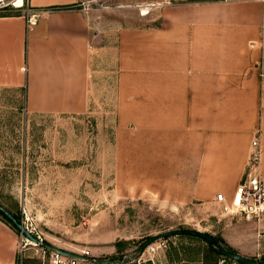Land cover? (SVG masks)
<instances>
[{
	"label": "crops",
	"instance_id": "0c3cea01",
	"mask_svg": "<svg viewBox=\"0 0 264 264\" xmlns=\"http://www.w3.org/2000/svg\"><path fill=\"white\" fill-rule=\"evenodd\" d=\"M26 1L31 28L20 8L0 16V86L23 87L28 110L81 112L115 87L117 121L143 144L130 177L170 204L230 198L254 140L264 179V0H180L126 27L88 0ZM15 238L0 219V264Z\"/></svg>",
	"mask_w": 264,
	"mask_h": 264
},
{
	"label": "rangeland",
	"instance_id": "374dc122",
	"mask_svg": "<svg viewBox=\"0 0 264 264\" xmlns=\"http://www.w3.org/2000/svg\"><path fill=\"white\" fill-rule=\"evenodd\" d=\"M88 1L89 7H104L106 19L118 18L126 27L155 25L161 7L180 0ZM8 2L0 0V14L13 13ZM28 8L24 0L22 14ZM92 92L84 111L34 112L26 107L23 87L0 86L3 207L42 242L73 253L118 258L147 249L156 264L157 259L162 264H238L215 251L224 248L264 260V218L225 214L214 202L174 205L145 196L142 176L130 177L134 159L128 155L143 144L134 141L132 127L117 121L115 87L101 81ZM183 228L207 233L212 243L180 233L152 238ZM12 229L15 263L42 264L37 256L44 247Z\"/></svg>",
	"mask_w": 264,
	"mask_h": 264
},
{
	"label": "built area",
	"instance_id": "2783aa9c",
	"mask_svg": "<svg viewBox=\"0 0 264 264\" xmlns=\"http://www.w3.org/2000/svg\"><path fill=\"white\" fill-rule=\"evenodd\" d=\"M2 1V0H1ZM8 4L14 8V0H9ZM27 28H31L34 23L33 12L27 9ZM260 162V151L257 141L252 142V150L249 154L248 163L242 180L236 185L233 194L227 198L223 193H217L215 202L219 204L225 214L243 215L249 218H264V179L258 173ZM164 244V243H163ZM147 249L141 252L131 250L118 258H104L91 254L88 250L76 252L78 256H66L51 249L41 248L38 258L42 264H156L154 258L146 256ZM158 264H162L159 259Z\"/></svg>",
	"mask_w": 264,
	"mask_h": 264
},
{
	"label": "water",
	"instance_id": "95a60500",
	"mask_svg": "<svg viewBox=\"0 0 264 264\" xmlns=\"http://www.w3.org/2000/svg\"><path fill=\"white\" fill-rule=\"evenodd\" d=\"M0 212H2L8 218V220L11 222V224L30 241H33L36 244H40L46 249L54 250L55 252L62 254V255L71 256V257L72 256H78L77 254H75L73 252H70V251L55 247L51 244L42 242L40 238H38L37 236L32 234V232L30 230H28L27 227H25L23 225V223L14 216L13 213H11L8 209L3 207L1 204H0ZM179 233L180 234L195 235V236L201 237L203 239H207V240H209V242L211 240V237L207 233L201 232L199 230L187 229V228L178 229V230H171L168 232L161 233L159 235H154V236H152V238L169 237V236H173V235H176ZM210 243H212V242H210ZM217 251L220 254L237 261L239 264H264V260H261V261L251 260V259H248V258L244 257L243 255L235 252V251L226 250L224 248H220Z\"/></svg>",
	"mask_w": 264,
	"mask_h": 264
},
{
	"label": "trees",
	"instance_id": "16d2710c",
	"mask_svg": "<svg viewBox=\"0 0 264 264\" xmlns=\"http://www.w3.org/2000/svg\"><path fill=\"white\" fill-rule=\"evenodd\" d=\"M54 7H63V6H54ZM15 9V8H13ZM5 15H11V13H4V14H0V16H5ZM16 218H18L16 215H14ZM0 219L3 220L4 222H6L7 224H9L12 228L16 229L12 224L11 222L8 220V218L2 213L0 212ZM17 230V229H16ZM195 236V235H194ZM198 237V236H197ZM201 238V237H200ZM203 239V238H201ZM215 250V249H214ZM217 253H219L217 250H215ZM227 257V256H226ZM228 258V257H227ZM17 264V262L15 263ZM239 264V263H238Z\"/></svg>",
	"mask_w": 264,
	"mask_h": 264
},
{
	"label": "bare ground",
	"instance_id": "6f19581e",
	"mask_svg": "<svg viewBox=\"0 0 264 264\" xmlns=\"http://www.w3.org/2000/svg\"><path fill=\"white\" fill-rule=\"evenodd\" d=\"M23 2H24V0H14L15 6H21Z\"/></svg>",
	"mask_w": 264,
	"mask_h": 264
}]
</instances>
